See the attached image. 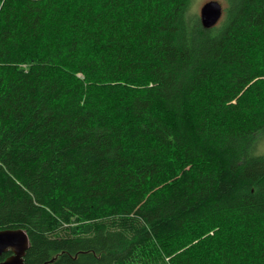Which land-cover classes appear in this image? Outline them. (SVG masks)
Segmentation results:
<instances>
[{
    "label": "trees",
    "instance_id": "obj_1",
    "mask_svg": "<svg viewBox=\"0 0 264 264\" xmlns=\"http://www.w3.org/2000/svg\"><path fill=\"white\" fill-rule=\"evenodd\" d=\"M225 1L0 0L24 264H264V0Z\"/></svg>",
    "mask_w": 264,
    "mask_h": 264
},
{
    "label": "water",
    "instance_id": "obj_2",
    "mask_svg": "<svg viewBox=\"0 0 264 264\" xmlns=\"http://www.w3.org/2000/svg\"><path fill=\"white\" fill-rule=\"evenodd\" d=\"M223 13V7L218 0H207L199 9V19L204 28L214 26ZM29 245L26 232L23 229L6 228L0 230V256L6 251L11 253L0 264H24V254Z\"/></svg>",
    "mask_w": 264,
    "mask_h": 264
},
{
    "label": "rangeland",
    "instance_id": "obj_3",
    "mask_svg": "<svg viewBox=\"0 0 264 264\" xmlns=\"http://www.w3.org/2000/svg\"><path fill=\"white\" fill-rule=\"evenodd\" d=\"M207 0H193V9L199 14V9L201 5ZM222 7L226 6L225 0H218ZM257 154H264V135L260 137L259 142L257 144V148L254 150Z\"/></svg>",
    "mask_w": 264,
    "mask_h": 264
}]
</instances>
